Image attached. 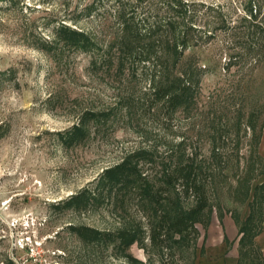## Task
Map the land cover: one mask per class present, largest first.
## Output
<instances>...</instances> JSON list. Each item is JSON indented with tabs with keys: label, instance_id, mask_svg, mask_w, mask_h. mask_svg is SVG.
I'll return each instance as SVG.
<instances>
[{
	"label": "rangeland",
	"instance_id": "1",
	"mask_svg": "<svg viewBox=\"0 0 264 264\" xmlns=\"http://www.w3.org/2000/svg\"><path fill=\"white\" fill-rule=\"evenodd\" d=\"M150 32L164 61L181 35L173 109L163 59L135 56ZM263 137L264 0H0V264H163L150 232L194 204L166 181L194 159L210 210L172 256L193 264L262 217Z\"/></svg>",
	"mask_w": 264,
	"mask_h": 264
},
{
	"label": "trees",
	"instance_id": "2",
	"mask_svg": "<svg viewBox=\"0 0 264 264\" xmlns=\"http://www.w3.org/2000/svg\"><path fill=\"white\" fill-rule=\"evenodd\" d=\"M182 11L175 9L172 15L166 21L168 27L175 29L182 22ZM124 30L127 29L126 23L122 22ZM69 29V28H68ZM74 32L81 33L72 29ZM155 34L150 32L149 34L143 35V37H137L132 35L137 40H144L151 38V50L145 47H140L138 51L135 49V56L145 57L144 60L154 58L157 62L163 59L156 49L155 42H159L156 38H153ZM173 42L170 49L166 51L165 61L163 59V65L166 64V71L161 77L166 78L170 83L166 86H162L157 89V99H166L167 107L169 109L175 108L185 97L190 90V85L186 80L180 77H171L173 70L178 64L182 52L179 49V40L181 35H173ZM170 43V41H169ZM125 53L133 54V49L126 48ZM167 62V63H166ZM201 171L194 159H189L184 164L180 165L175 169L173 174H170L166 181L169 184L178 183L181 186L182 193L186 197H193L194 204L189 209H182L181 207L170 208V210L160 211L159 221L156 226L150 232V240L154 246L164 247L170 251L169 258L167 257L163 264H185L174 261L172 256L175 255L173 251L175 248L185 245L190 248V242L194 240V237L198 234L199 229L197 224L205 222L206 213L210 210V201L207 193L206 179H200ZM264 186V183L258 187ZM162 199H167L163 197ZM160 201H158L159 203ZM263 215L260 218H254L252 213L245 220L243 225L240 227L241 237L239 239V262L238 264H264V254L256 242L257 235L263 230ZM134 240L131 238L127 244H130ZM197 246V245H196ZM195 246V247H196ZM196 250L194 253V263L196 264Z\"/></svg>",
	"mask_w": 264,
	"mask_h": 264
},
{
	"label": "crops",
	"instance_id": "3",
	"mask_svg": "<svg viewBox=\"0 0 264 264\" xmlns=\"http://www.w3.org/2000/svg\"><path fill=\"white\" fill-rule=\"evenodd\" d=\"M261 151L264 153V137L261 143ZM256 242L264 254V220L263 230L257 235ZM195 261L196 264H238L239 238H231L227 233L226 238L224 236L219 240H215L206 235L202 245H197Z\"/></svg>",
	"mask_w": 264,
	"mask_h": 264
}]
</instances>
